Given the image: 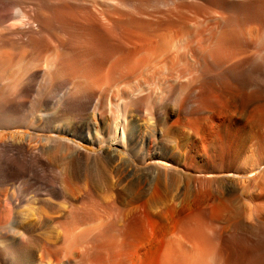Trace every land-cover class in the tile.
<instances>
[{
	"label": "bare ground",
	"instance_id": "1",
	"mask_svg": "<svg viewBox=\"0 0 264 264\" xmlns=\"http://www.w3.org/2000/svg\"><path fill=\"white\" fill-rule=\"evenodd\" d=\"M0 264H264V0H0Z\"/></svg>",
	"mask_w": 264,
	"mask_h": 264
},
{
	"label": "rangeland",
	"instance_id": "2",
	"mask_svg": "<svg viewBox=\"0 0 264 264\" xmlns=\"http://www.w3.org/2000/svg\"><path fill=\"white\" fill-rule=\"evenodd\" d=\"M124 86L125 85H122V86L121 85H117L116 86L117 88L115 87V91H116L117 95L124 88ZM18 131H21V130H18ZM26 131H28V130H26ZM47 135H49L51 137H54V138L66 137V136H64L61 133H60V135H58V134L54 135V133H48ZM83 136L81 137L82 138L81 140H77L76 138H72L71 140L76 141L80 146L84 147V150L87 153H90L89 156H84V158L85 157L86 158L85 159L83 158V163H85L86 165L88 164V165L98 166L101 163V161H102L101 158L103 157L104 154L108 153V151L106 150V147L104 145H102L100 147L99 146L97 147L96 145L90 143V141H89L90 138L86 135V133H83ZM111 147L113 149H117V147H115V146H111ZM167 149H168V151L165 152L167 159H165V160L164 159H157L155 161L148 162L145 165L139 166V167H141L142 170L149 171V168L152 169L151 170L152 171L151 179H149V182L146 185L148 187V188L146 187V190L148 189V191L150 193H148V191H146V190L145 191L147 192V194L152 196L153 199L155 198L154 200L159 203V204L157 203L158 204V206H157L158 210L161 209L162 211L165 210V205L170 201V199L173 196H175V194L177 195V190H176L174 185L176 184V182H179L180 178L178 177V175L174 171H181L184 174V170H185L181 166V163L184 161V157L180 153L178 154L176 152V150H174V148L172 146L168 147ZM98 152H99V154H98ZM75 164L79 165V162L76 161ZM151 164L153 166L157 165L159 167V170H156L159 173H156V171H155V173L157 175H153L154 174V170H153L154 168L153 167H149L148 168V166L151 165ZM193 164L195 166L194 169L199 170V172L201 171L200 173H196V175H200V176H204V177H208V178H210V177L214 178L216 181H218L219 183H221L223 185L228 184L227 183V181H228L227 179H229V178L244 177L243 174H239V173L235 174L233 172H228V170H226V166H228V162H227V160H224V159H214V161H205L204 158H199V159H196V161H194ZM162 167L165 168V169H163L164 171L162 170ZM175 169H177V170H175ZM180 169H182V170H180ZM169 170H171V171H169ZM51 173H54V171H51ZM188 174H190V175L194 174L195 175V172L191 171ZM251 175L252 174H248V176H251ZM156 178H158L159 180H157ZM175 179H177V180H175ZM164 181H166V182L164 183ZM149 184H153V185H149ZM153 186H154V189L157 188V189H155L156 191L154 189H153L154 191H152ZM149 187L150 188L152 187V188L150 189ZM100 191H101L100 193L102 195V198H104V197H106V196H108L110 194L109 191H108V188H106V187H102L100 189ZM174 191H175V194H174ZM146 192H145V194H146ZM151 193H153V194H151ZM113 218H114V216H110V217L107 218V220H113L114 221L115 218L114 219Z\"/></svg>",
	"mask_w": 264,
	"mask_h": 264
}]
</instances>
